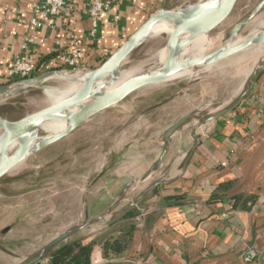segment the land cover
<instances>
[{"label":"crops","instance_id":"0c3cea01","mask_svg":"<svg viewBox=\"0 0 264 264\" xmlns=\"http://www.w3.org/2000/svg\"><path fill=\"white\" fill-rule=\"evenodd\" d=\"M34 1L0 0V87L13 82L7 72L16 58L31 59L42 72L63 67L59 56L69 52L70 34L83 49L79 68L90 70L149 16L191 0H107L94 41L86 0H70L52 28L41 29L29 25ZM148 138L149 150L107 168L90 195L86 215L101 221L130 187L143 184L119 212L133 213L121 252L95 241L99 234L81 240L93 243L90 264H264V62L218 119L181 128L166 143ZM249 251L256 256L246 262Z\"/></svg>","mask_w":264,"mask_h":264},{"label":"rangeland","instance_id":"374dc122","mask_svg":"<svg viewBox=\"0 0 264 264\" xmlns=\"http://www.w3.org/2000/svg\"><path fill=\"white\" fill-rule=\"evenodd\" d=\"M261 1L238 0L229 18L209 36L216 41L207 52L221 46L227 31ZM262 25L264 9L240 36ZM165 41V35L148 40L128 58L125 68L154 61ZM263 61L264 46L197 72L192 78L144 89L30 156L0 181V264H24L56 238L72 231L44 253L95 234L99 235L94 240L100 243L116 240L125 243L131 221L119 218V212L130 205L143 184L134 191L130 187L107 216L94 221L86 211L92 208L90 195L97 180L110 166L129 164L135 156H142L152 146L148 141L150 135L161 143L165 131L178 120L189 116L177 131L200 126L204 124L201 117L220 113L235 103ZM66 88L67 84L51 80L17 98L2 100L0 117L14 121L34 113L48 106L46 89ZM116 218H119L117 224L105 226V222Z\"/></svg>","mask_w":264,"mask_h":264},{"label":"water","instance_id":"95a60500","mask_svg":"<svg viewBox=\"0 0 264 264\" xmlns=\"http://www.w3.org/2000/svg\"><path fill=\"white\" fill-rule=\"evenodd\" d=\"M237 1L198 0L175 10L160 9L149 16L115 52L94 69L48 71L0 87V98L10 100L39 88L47 81L56 80L69 85V90L64 95L59 92L56 96L47 98L44 92V96L49 100L45 108L14 121L0 117V181L30 156L68 136L96 115L117 107L133 94L174 81L178 79V74L188 72L192 74L264 46V26L240 36L241 31L255 19L260 10L264 9L262 0L227 31L222 46L206 55L182 56L191 43L202 37H209L220 27L231 15ZM161 25L168 27V31L160 32V36H166L162 47L165 56L145 74L120 81V73L125 68L128 58L148 42L153 30ZM238 38L244 40L237 45L233 44L232 42ZM221 115L222 112L209 114L201 117L200 121L201 123L214 121ZM187 117L189 116L178 120L165 131L163 135L165 143ZM52 124H61L64 128L58 133L51 134L48 128ZM159 161L160 158L157 164ZM70 233L73 231L56 238L24 264H37L45 250L65 240Z\"/></svg>","mask_w":264,"mask_h":264},{"label":"built area","instance_id":"2783aa9c","mask_svg":"<svg viewBox=\"0 0 264 264\" xmlns=\"http://www.w3.org/2000/svg\"><path fill=\"white\" fill-rule=\"evenodd\" d=\"M70 0H35L32 5V15L29 20L31 28H52L54 19L59 12L67 5ZM88 8L87 16L89 21L88 38L94 41L97 37L99 19L109 7V1L105 0H86ZM70 48L69 52L62 53L59 56V62L64 70H80L82 60V47L75 35H69ZM31 41V40H30ZM25 48V46L23 47ZM35 72V65L31 59L16 58L7 72V77L13 82L26 80L32 77ZM254 251H249L245 255V261L249 262L255 258ZM45 260L39 261V264H45Z\"/></svg>","mask_w":264,"mask_h":264},{"label":"bare ground","instance_id":"6f19581e","mask_svg":"<svg viewBox=\"0 0 264 264\" xmlns=\"http://www.w3.org/2000/svg\"><path fill=\"white\" fill-rule=\"evenodd\" d=\"M163 31H168V27H166L165 25H161V26L156 27L153 30L152 34L150 35L149 40L156 39L160 35V32H163ZM242 40H244V38H238V39H235L232 43L237 45ZM214 41H216V40H212L209 37H202V38L194 41L193 43H191L187 47L186 53H182V56L191 57V56L206 55L208 53L207 50L210 49L214 45ZM164 56H165V52L162 48L161 50L158 51L154 61L146 63V64L138 66V67L133 66L135 68H132V67L124 68L120 73V81L131 79L133 77H139V76L145 74L153 65H155L156 63L159 62L161 57H164ZM209 68H211V67H209ZM209 68H203L200 71H207ZM200 71H198V72H200ZM196 73L197 72H193L192 74H191V72H188L187 74L181 73V74H178V79L192 78ZM68 90H69V85L67 84V88L64 90L60 91V90H56V89H46L45 93L48 96L47 98H50V97L52 98L53 96H56V94L59 92L61 93V95L62 94L64 95L65 93L68 92ZM2 100H3V98H0V101H2ZM63 128H64V126L61 124H52V126H49L48 129L50 130L51 134H54V133L60 132L61 130H63Z\"/></svg>","mask_w":264,"mask_h":264},{"label":"trees","instance_id":"16d2710c","mask_svg":"<svg viewBox=\"0 0 264 264\" xmlns=\"http://www.w3.org/2000/svg\"><path fill=\"white\" fill-rule=\"evenodd\" d=\"M107 58L100 59L96 64L88 66V69H94L100 66ZM85 67L87 68V65ZM59 69H63V67H57L51 71H56ZM41 72L42 71H40L38 67H35V72L32 77L40 74ZM125 217L132 218L133 213H126L124 218ZM103 244L107 250H110L114 253H119L122 251L123 243H121L119 240L113 242L105 241ZM92 246L93 243L83 244L81 241L61 244L54 250L44 253L42 259L46 260L45 264H90V256L93 249Z\"/></svg>","mask_w":264,"mask_h":264}]
</instances>
